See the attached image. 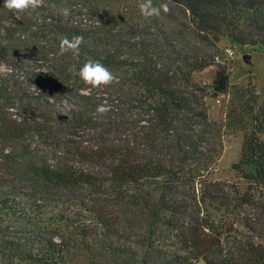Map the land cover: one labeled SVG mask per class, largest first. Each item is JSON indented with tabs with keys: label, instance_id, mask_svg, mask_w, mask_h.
Segmentation results:
<instances>
[{
	"label": "trees",
	"instance_id": "1",
	"mask_svg": "<svg viewBox=\"0 0 264 264\" xmlns=\"http://www.w3.org/2000/svg\"><path fill=\"white\" fill-rule=\"evenodd\" d=\"M139 2L0 0V264H264V92L214 59L221 40L264 49V0H153L170 11L151 19ZM88 59L119 83L67 71ZM226 133L232 183L214 178Z\"/></svg>",
	"mask_w": 264,
	"mask_h": 264
},
{
	"label": "rangeland",
	"instance_id": "2",
	"mask_svg": "<svg viewBox=\"0 0 264 264\" xmlns=\"http://www.w3.org/2000/svg\"><path fill=\"white\" fill-rule=\"evenodd\" d=\"M233 51L231 57L225 56V49ZM217 55H220L221 61L230 66V85L244 86L250 83L255 87L257 92H264V49L260 48H232L225 40L219 43ZM220 61V62H221ZM222 95L217 100L207 102V110L213 120L220 121L224 117V110L227 104L225 97ZM264 98V96H262ZM223 153L218 163L217 170L214 173L216 180H222L232 183L234 173L231 171V165L238 159L242 136L240 134H225L223 139ZM264 223V221H261Z\"/></svg>",
	"mask_w": 264,
	"mask_h": 264
},
{
	"label": "clouds",
	"instance_id": "3",
	"mask_svg": "<svg viewBox=\"0 0 264 264\" xmlns=\"http://www.w3.org/2000/svg\"><path fill=\"white\" fill-rule=\"evenodd\" d=\"M42 4V0H4L3 7L9 12L13 13H25L35 12ZM140 14L145 19H151L159 17L161 11L168 13L170 8L167 3L154 6L153 0H140L138 4ZM59 15L64 18H68L70 10L66 7L59 9ZM84 41L82 35H73L71 38L65 36L61 39L59 44V54L71 52L73 55L78 56L80 54V46ZM231 54V53H229ZM219 61V57L216 58ZM67 71L73 77H79L84 84L91 86L92 88H99L102 86H109L114 83H119V78L113 74L104 64L98 60L88 59L81 67L77 68L76 65H71ZM56 111L58 114L68 116L73 111H78V105L74 98L65 96L59 103L56 104ZM111 110L110 106L100 104L96 108V112L101 115H106Z\"/></svg>",
	"mask_w": 264,
	"mask_h": 264
},
{
	"label": "built area",
	"instance_id": "4",
	"mask_svg": "<svg viewBox=\"0 0 264 264\" xmlns=\"http://www.w3.org/2000/svg\"><path fill=\"white\" fill-rule=\"evenodd\" d=\"M229 53H231V54H229ZM233 54H234V53H233V51H232L231 49H229V48H226V49H225V56H227V57H228V56L231 57ZM217 57H219V61H217V59H216ZM214 59H215L216 62H220V61H221L220 55L215 56ZM227 98H228V96L225 97V100H227Z\"/></svg>",
	"mask_w": 264,
	"mask_h": 264
}]
</instances>
